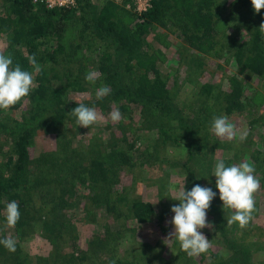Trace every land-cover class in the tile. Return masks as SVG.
<instances>
[{"label": "trees", "instance_id": "obj_1", "mask_svg": "<svg viewBox=\"0 0 264 264\" xmlns=\"http://www.w3.org/2000/svg\"><path fill=\"white\" fill-rule=\"evenodd\" d=\"M221 2L150 0L148 10L139 15L122 12L114 0H104L101 5H96L92 0H78V6L56 9H49L35 0H0V7L4 10L0 14V35H4L6 42V47L0 52L11 55L14 65L19 64L23 70L34 72L28 60L32 55L41 67V71L34 74L36 87L28 97L10 108L12 115L17 109L21 112L20 116L7 120L6 110L0 109V133L4 134L6 140L0 149V216L1 210L15 200L21 214L15 225L16 230L26 234L40 229V235L57 242L70 226V221L63 218L61 213L76 201V198L70 199V195L76 189L77 181L99 185L110 177L109 162L105 159L95 157L88 160L83 156L81 160L76 149L70 148V145L64 147L62 129L75 121L76 118L69 113L78 107L76 99L73 102L69 100V93H92L95 86L100 88L107 85L111 92L100 101L109 103L111 108L124 111L137 104L143 107L145 114L147 108L160 109L170 115L171 111H175L171 103L170 90L173 87L163 78L158 65L163 56L162 51L152 46L149 37L156 32L158 25L177 21L188 45L184 48L185 53L193 51L196 57L216 54L221 43L218 37V30L223 24L221 15L226 8ZM252 8L253 5L247 16L239 18L243 20L244 29L250 33L240 44L241 50H245L239 51L237 57L243 61L245 68L261 77L264 76V32L259 28L264 24V9L257 13ZM67 62L79 67L63 69L61 65ZM89 71L99 74L95 84L85 79ZM192 73H196L199 82L204 75L203 71L187 69L186 80L190 79ZM178 78L177 85L181 84ZM240 84L232 79L229 92L224 94V112L227 114H233L241 106ZM212 87V84L204 83L200 95L208 96L212 93L209 92ZM24 103L26 107L22 109ZM190 113L187 117L180 116V125L177 124L180 129L178 147L185 152L187 150L188 163L199 160L208 144L215 147L211 141L218 136L209 129L214 117L222 116L206 103L196 110L192 109ZM158 126L164 129L163 141L170 140V132L162 125ZM41 129L55 133L63 143L60 144L58 140V150L32 156V147ZM5 148L7 150L3 152ZM210 155L204 158L209 159ZM253 159L261 160L259 152L253 154ZM232 160L223 159L226 166L233 165ZM188 163L185 164L187 170ZM47 194L52 196L45 198ZM99 195L96 201L105 202L106 208L112 211L108 217L112 222L118 221L120 229L108 226L103 235L96 234L90 240L91 247L86 253L72 257L75 259L66 264H138V252L136 249L131 252L123 244L120 230L125 219L150 222L154 215L152 204L136 198L129 200L120 190L101 192ZM35 197L40 198L42 205L34 203ZM119 203L123 205L124 211L115 217L113 211ZM46 208H50L53 217L48 219L43 214ZM221 213L224 212H220L222 220H226L227 215ZM6 215L0 219L6 220ZM61 217L63 221L59 223ZM55 218H60L57 224L53 223L56 222ZM230 247L234 255L244 253L236 246ZM140 249L145 247L140 245ZM139 253L144 256L145 252ZM29 258L19 240H16L15 252L0 244V264H33ZM39 263L40 260L36 264Z\"/></svg>", "mask_w": 264, "mask_h": 264}, {"label": "rangeland", "instance_id": "obj_2", "mask_svg": "<svg viewBox=\"0 0 264 264\" xmlns=\"http://www.w3.org/2000/svg\"><path fill=\"white\" fill-rule=\"evenodd\" d=\"M92 1L96 5H101L104 0ZM114 1L120 5L124 13L129 11L140 15L150 6V0ZM237 1L221 2L226 8L221 15L223 24L218 30L221 43L216 54L196 57L193 51H189L191 55L185 53L184 48L188 45L186 38L180 33L181 26L177 21L158 25L156 32L150 35L149 42L155 49L160 48L163 54L158 63L163 78L168 80L171 88L173 87L170 91L175 111H171L170 115L164 114L160 109L147 108L145 114L143 107L136 104L127 110H119L122 118L118 122H113L110 113L118 108H111L109 103L97 99L98 87L92 88V93L71 91L68 96L71 102L76 99L90 108H95L103 116V120L90 128L79 126L76 119L66 125L61 133L64 147L70 145V148L76 149L81 160L83 156L88 160L95 157L105 159L109 162L110 177L99 185L92 182L81 184L77 181L76 189L73 186L74 191L70 195V199L76 198V201L61 213L63 218L70 221V226L60 235L57 242L54 243L43 234L40 235V229L26 234L19 233L15 227H8L4 219H0V238L19 240L33 264L38 260L39 264H66L72 257L76 258L86 253L91 247L90 240L96 234L103 235L108 226L120 229L119 222H112L108 217L112 211L106 208L105 202L96 201L101 192L104 194L120 190L129 200L136 198L150 202L154 208L150 222L139 223L136 219L129 218L130 220L125 219L121 226L123 244L131 252L136 249L138 264H264V76L254 74L244 67L243 61L238 60V52L245 50V48L241 50L240 44L250 33L244 29L243 20L239 18L248 15L252 3L251 0ZM3 11L0 7V14H3ZM5 47L4 35H0V51ZM184 53L186 55H183ZM240 54L242 55V52ZM70 66L76 69L79 67L70 62L61 65L67 70ZM187 69L203 71L204 75L199 79L200 82L196 79V73H192L190 79L186 80ZM178 76L181 84L177 85ZM232 79L241 83L239 95L241 106L238 107L239 110L235 109L233 114H227L224 112L226 103L223 97L229 92ZM204 83L213 85L209 90L212 93L208 96L200 95V88ZM202 103L212 106L213 111L219 112L222 116H227L229 122L234 124L237 136L231 141L221 137L212 140L211 144L215 147L208 144L199 160L188 163L187 150L185 152L183 148L178 147L177 142L180 116L187 117L192 109L196 110ZM190 105L192 107L189 108ZM25 107L26 103L22 109ZM5 112L7 120L13 119V116L18 117L21 113L17 109L13 111V115L11 109ZM159 124L170 132V140L163 141L164 129L159 127ZM244 132L247 133V138L240 140L239 134ZM59 138L55 133L41 129L32 147V156L58 150V144L63 143ZM4 141L6 140L1 132L0 149L4 146ZM6 148L2 151H6ZM256 152H259L261 160L253 159ZM209 153L211 158H204ZM227 158L233 159V164L250 161L255 166L254 175L260 181V189L254 194L256 211L253 213V219L244 228H241L238 222L232 225L227 223L235 210L223 208V201L216 188V177L212 176L214 162ZM87 163L88 161L84 164ZM186 163L189 170L185 169ZM197 184L212 188L217 195L207 210V222L211 227L200 230L210 241L211 247L207 253L189 257L181 249L178 240L166 239L169 233L174 232V225L170 221L175 214L171 209L180 203L179 200L172 198L178 197L184 187L186 191H191ZM169 185L174 186L175 191L165 197ZM47 196L45 198L52 195ZM34 203L42 205L40 198L37 197ZM123 208L121 203L117 204L113 215L116 217L120 211H124ZM43 212L48 219L53 217L50 208L44 209ZM220 212L227 215L226 220H222ZM1 214L0 217L7 214L6 207L1 210ZM36 216L39 215L36 213ZM63 218L60 221L58 220L60 218H55L56 222L53 220L52 222L60 223ZM56 234L59 237L58 231ZM140 245L145 249H140ZM230 246H236L244 253L234 255V250ZM139 252H145L144 256ZM123 254L125 255L124 252Z\"/></svg>", "mask_w": 264, "mask_h": 264}, {"label": "clouds", "instance_id": "obj_3", "mask_svg": "<svg viewBox=\"0 0 264 264\" xmlns=\"http://www.w3.org/2000/svg\"><path fill=\"white\" fill-rule=\"evenodd\" d=\"M254 10L259 13L264 9V0H251ZM260 31L264 32V24H261ZM29 63L33 66L34 72L23 70L19 64L13 62L11 55L0 52V109L8 110L12 106L28 97L31 90L36 87L35 73L41 71L34 55L28 57ZM99 74L96 71H89L85 75L86 81L95 84ZM59 86V85H58ZM110 87L102 85L96 90L97 99L109 95ZM79 106L75 107L70 114L76 118L79 126L90 128V126L103 120L95 108H90L84 103L77 101ZM111 120L118 122L122 116L119 110L110 113ZM211 131L216 136L226 138L229 141L237 136L233 123L229 122L227 116L214 117ZM240 140L247 138V133L239 134ZM255 166L248 160L239 164L226 166L223 160L215 164L213 175L216 177V188L219 190L220 199L223 201V208L235 210L227 223H239L241 228L246 227L253 219L256 211L254 194L260 189V181L254 175ZM175 191L174 186L169 185L165 197ZM217 193L210 187L195 185L191 191L185 187L179 192V205H174L171 211L175 214L171 224L174 225V232L169 233L168 239L175 238L179 241L181 249L189 257H197L207 253L211 247L210 241L200 231L205 227H211L207 222V210ZM6 221L8 227H15L20 219L19 204L13 200L6 205ZM9 251H16V241L11 238L0 240Z\"/></svg>", "mask_w": 264, "mask_h": 264}, {"label": "built area", "instance_id": "obj_4", "mask_svg": "<svg viewBox=\"0 0 264 264\" xmlns=\"http://www.w3.org/2000/svg\"><path fill=\"white\" fill-rule=\"evenodd\" d=\"M45 4L49 9L71 8L78 4V0H35Z\"/></svg>", "mask_w": 264, "mask_h": 264}]
</instances>
